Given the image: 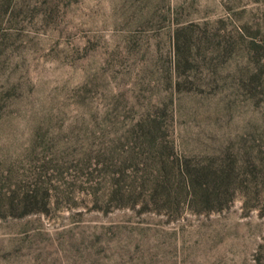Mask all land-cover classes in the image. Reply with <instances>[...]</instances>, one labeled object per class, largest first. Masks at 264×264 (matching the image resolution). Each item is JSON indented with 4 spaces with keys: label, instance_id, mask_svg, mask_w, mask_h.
Segmentation results:
<instances>
[{
    "label": "rangeland",
    "instance_id": "rangeland-1",
    "mask_svg": "<svg viewBox=\"0 0 264 264\" xmlns=\"http://www.w3.org/2000/svg\"><path fill=\"white\" fill-rule=\"evenodd\" d=\"M0 264H264V0H0Z\"/></svg>",
    "mask_w": 264,
    "mask_h": 264
}]
</instances>
